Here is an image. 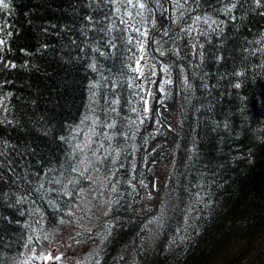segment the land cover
I'll return each mask as SVG.
<instances>
[{
	"label": "trees",
	"instance_id": "16d2710c",
	"mask_svg": "<svg viewBox=\"0 0 264 264\" xmlns=\"http://www.w3.org/2000/svg\"><path fill=\"white\" fill-rule=\"evenodd\" d=\"M5 2L0 264L60 226L83 237L76 264H264V0H153L146 36L111 0ZM137 40L175 136L147 112ZM173 143L156 204L145 169Z\"/></svg>",
	"mask_w": 264,
	"mask_h": 264
},
{
	"label": "rangeland",
	"instance_id": "374dc122",
	"mask_svg": "<svg viewBox=\"0 0 264 264\" xmlns=\"http://www.w3.org/2000/svg\"><path fill=\"white\" fill-rule=\"evenodd\" d=\"M142 56L143 59L140 60V67L143 69V72L142 74L139 73V81L141 82L145 92V98L147 100V104H145V106L147 112L153 114L156 111V107L153 108V100L151 96V82L153 81V76H151V68L148 64H145L148 62L146 55L143 53ZM154 168L155 166L149 169L148 176L152 183V191L156 198L160 190L154 183ZM76 235L81 236L80 232L79 234H75V232L73 233L70 226H60L51 231H41L37 236V247L32 246L26 252L23 264H76L87 254V248L85 245L80 244V241H83V239H77V237H75ZM33 248H35L34 255L37 257L43 253L45 255L51 254L52 257L60 256L61 259L58 261L55 259L48 261L32 259Z\"/></svg>",
	"mask_w": 264,
	"mask_h": 264
},
{
	"label": "snow or ice",
	"instance_id": "6c2138e0",
	"mask_svg": "<svg viewBox=\"0 0 264 264\" xmlns=\"http://www.w3.org/2000/svg\"><path fill=\"white\" fill-rule=\"evenodd\" d=\"M111 2L114 5H120V7H116L115 8V12L119 13L121 11V7H123L124 12L123 15L120 18V23L126 25L124 31L127 32L129 30L131 31H135L139 36H146V30L145 31H141L140 27H137L138 24H141L143 17H144V10H148V11H152V9L149 7V5L151 3H153V0H111ZM154 2L156 3L157 6L159 7H163V5L160 3V0H154ZM256 4L259 5L261 3V0H255ZM172 3L174 5V10H179L181 7H183V5H181L180 0H172ZM188 0H184V4H187ZM229 3H231V0H229ZM7 4L5 2V0H0V8H7ZM235 4H232L231 7L227 8V11L230 13L232 12L233 8H235ZM165 11H167V9H165ZM181 15H183V12L181 13ZM124 16L127 17V19L123 18ZM137 17H140V20H137ZM201 20L200 16H196L194 18V21H199ZM205 22L207 23V20H205ZM213 23H215V21H213ZM3 25H0V33L3 32ZM163 27V26H162ZM133 41V37L131 35L128 36V43L131 44ZM5 43V40L2 36H0V45H3ZM111 43V41H110ZM137 43L139 44V51L141 53H143L144 50V41L141 40H137ZM112 47L115 48V44H112ZM132 59V58H130ZM143 59V56L141 55L139 58L135 59V64L136 67L132 68V71L137 72L142 74L143 69L140 67V60ZM13 67H15V65H13ZM94 67V66H93ZM237 87H239V85H237ZM145 104H147V100L144 101ZM0 109H3V112H7V106L3 104V99L0 98ZM4 122V118L0 117V123ZM9 123H12V121H8ZM79 147V146H78ZM81 151H83V149H80ZM4 153L3 151H0V156H3ZM3 166V162L0 161V167ZM72 171H76L75 166H73ZM57 183H59V181H56ZM41 188H43V184L40 185ZM29 242H31V238H29ZM25 247H27V244L25 245ZM33 252V256L31 257L32 259H39V260H43V261H48V260H60L61 257L60 256H55L52 257L51 254H43L41 253V255L39 257L35 256V248L32 249Z\"/></svg>",
	"mask_w": 264,
	"mask_h": 264
},
{
	"label": "bare ground",
	"instance_id": "6f19581e",
	"mask_svg": "<svg viewBox=\"0 0 264 264\" xmlns=\"http://www.w3.org/2000/svg\"><path fill=\"white\" fill-rule=\"evenodd\" d=\"M151 50H152V52H154V49L153 48H151ZM177 69V65L175 66V70ZM174 79H175V82H176V76H174ZM175 88H176V83H175ZM175 101H176V96H175V98H174V100H173V102H172V104H171V106H161L160 108L163 110V111H165V112H169L170 110H172L173 109V107H174V105H175ZM155 215V212H152V214L151 215H149V216H147L145 219H144V222H147L151 217H153ZM144 225V224H143ZM248 264H250V262L248 263Z\"/></svg>",
	"mask_w": 264,
	"mask_h": 264
},
{
	"label": "water",
	"instance_id": "95a60500",
	"mask_svg": "<svg viewBox=\"0 0 264 264\" xmlns=\"http://www.w3.org/2000/svg\"><path fill=\"white\" fill-rule=\"evenodd\" d=\"M157 117L159 118V115L157 114ZM162 126L164 127V128H166L167 130H169V128L164 124V123H162ZM167 150H165V151H163L162 153H164V152H166ZM160 156V155H159ZM158 156V157H159ZM149 168V166L147 167V169Z\"/></svg>",
	"mask_w": 264,
	"mask_h": 264
}]
</instances>
